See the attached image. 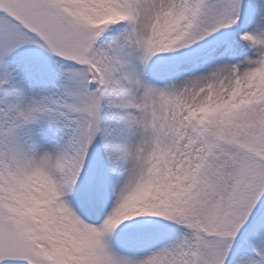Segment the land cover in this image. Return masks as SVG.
<instances>
[{
  "label": "snow or ice",
  "instance_id": "6c2138e0",
  "mask_svg": "<svg viewBox=\"0 0 264 264\" xmlns=\"http://www.w3.org/2000/svg\"><path fill=\"white\" fill-rule=\"evenodd\" d=\"M0 264H264V0H0Z\"/></svg>",
  "mask_w": 264,
  "mask_h": 264
}]
</instances>
